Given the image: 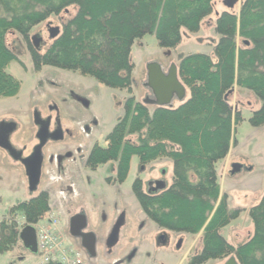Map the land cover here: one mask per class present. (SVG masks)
<instances>
[{"label":"trees","instance_id":"1","mask_svg":"<svg viewBox=\"0 0 264 264\" xmlns=\"http://www.w3.org/2000/svg\"><path fill=\"white\" fill-rule=\"evenodd\" d=\"M214 0H0V97L15 96L20 81L7 71L12 61L23 63L6 44L9 31L18 33L28 50L34 70L52 66L94 78L97 82L131 93L134 41L154 34L161 48L181 41V29L196 33L213 9ZM75 14L62 22L58 34L41 52L31 30L70 6ZM217 14L219 39L214 57L190 53L178 64V76L189 92L174 105L137 101L129 95L121 115L105 136L94 143L85 165L95 170L113 161L116 171L108 183H122L132 156L141 173L150 162L167 157L172 162V182L155 192L143 189L139 174L131 190L141 210L159 228L201 233V248L188 264L234 255L239 264H264V194L247 209L252 233L238 243L228 241L221 229L244 210L231 207L221 193L217 165L235 143L233 132L242 121L232 109L229 95L234 86L248 90L261 102L248 122L264 126V0H241L238 13L226 6ZM24 66V65H23ZM136 135L132 141L129 136ZM50 211V194L40 190L12 205L0 220V253L18 241L21 224H35ZM43 264H60L48 260ZM85 264V263H84Z\"/></svg>","mask_w":264,"mask_h":264},{"label":"rangeland","instance_id":"2","mask_svg":"<svg viewBox=\"0 0 264 264\" xmlns=\"http://www.w3.org/2000/svg\"><path fill=\"white\" fill-rule=\"evenodd\" d=\"M240 2L236 0L231 10L238 13ZM226 8L224 0H214L212 12L201 20L198 32L189 33L181 29V41L173 48L159 47L154 34L136 39L130 52L134 65L131 93L125 89L107 87L78 71L52 66L34 70L21 36L9 31L6 44L24 66L17 61L7 66V71L20 81V89L15 96L0 97V124L8 120L17 125L20 139H16L17 132L16 137L12 135V140L25 149V154L34 148L35 143L41 142H37L39 138L36 136L38 119H46V126L51 132L60 130L63 137L57 139L53 136L47 141V146L42 150L47 156L41 177L43 182L33 188L25 182L21 166L11 168L15 166L8 161L9 156L0 151V220L13 204L25 199L30 192L46 188L50 193V204L56 206L45 216H52L50 221H55L49 222L48 219V224L51 226L55 223L54 227L66 245L80 249L85 264H188V258L201 248L202 232L192 235L159 228L141 210L131 190V184L138 174L145 191L154 188L157 181H162L165 187L169 186L172 182V162L169 158L156 159L139 173L138 158L134 155L126 179L114 184L108 183L107 178L115 175V162H107L92 170L85 168L82 161L93 143L105 144V136L121 115L124 100L130 94L137 101H145L149 96L146 67L150 62H155L166 72L172 65L178 67L179 61L190 53H208L215 59L213 49L219 39L215 32L216 17ZM75 12L76 6H70L32 28L31 35L38 34L42 39L39 51L42 52L51 42L47 24L61 29L62 22ZM188 96L186 90L185 98ZM228 98L232 109L240 110L242 121L233 132L235 143L231 145L235 148L232 151L229 148L226 156L218 162L217 173L220 191L228 195L229 205L244 209L221 229V234L235 244L252 233L253 223L247 209L264 194V126L253 127L248 122L251 111L261 105L253 93L235 85ZM180 101L174 98L171 105L176 106ZM129 138L135 141L136 135ZM69 144H73L72 149H75L74 145H80L77 160L70 164L72 170L69 172L74 186L70 191L60 192L57 190L61 186L44 187L45 182L57 172L52 164V167L48 164V154L64 151ZM234 163L241 164V169L231 173ZM68 184L72 183L63 181V186ZM78 216L84 217V229L98 240L95 256L82 248L81 235L72 229V219ZM120 218L116 236L109 242L113 226ZM18 219L21 221L19 214ZM40 260L41 256L27 250L20 240L9 253H0V264H39ZM224 260H209L204 264H222Z\"/></svg>","mask_w":264,"mask_h":264},{"label":"flooded vegetation","instance_id":"3","mask_svg":"<svg viewBox=\"0 0 264 264\" xmlns=\"http://www.w3.org/2000/svg\"><path fill=\"white\" fill-rule=\"evenodd\" d=\"M166 72H167V70H166ZM146 98L154 99L152 96L151 90H150L149 96ZM37 121L39 122V126L36 128V130H37L36 136H37V138H39V140L37 139V142L38 141H41V142H38L37 145L35 143L34 148H32L29 151H26L27 152L26 154H25V152H23L25 149L21 148V146L16 145L15 141L13 142V140H12V135H14L16 137V133L18 132L17 125L14 124L12 121H8V120H5L0 124V151H2L1 153H4L6 155V157L9 156L8 161H10V163L14 164V166H15V167H11V168H16L17 166H21L22 172L25 173V177H26L25 182L30 184V187H32V188L34 187V185L43 182L41 180V177L44 174L43 173V165L45 163V157H47V156L44 154V151H42V150L44 147L47 146V143H48L47 141L53 136H54V138L57 137V139H61L63 137L62 135H60V133H61L60 130H57L55 132L53 131L54 125L52 126V131L54 133L51 132L50 128L46 126V119H44V118L42 120L38 119ZM50 132L52 133V135H50ZM17 138L20 139L19 138V132H18V136L16 137V139ZM77 144L74 145L75 149L70 148L71 146H73V144H69V146L66 147L64 151H56V153H53L51 155L48 154L47 162L50 165V167H52L51 166V164H52L53 168H55L57 170V172H56L55 176H52L51 178H49L45 182L44 187H47V186L59 187V186H61L62 188L64 187L65 190H67V191H70L69 189H72V187L74 186V183L72 182L71 175H70L69 171L72 170V167L70 166L71 162H74V160L76 161L77 156L79 154L80 145L77 146ZM80 144L84 145V144H82V142ZM88 152H87V154H88ZM60 154H62V156H60ZM87 154L85 155V157L82 161V164L85 168H87V166L85 165V159H86ZM37 169H38V174L34 175V173L36 172ZM35 180H37V181L35 182ZM63 181H68V182L70 181L72 184H68V185L63 186ZM150 188H152V187H150ZM40 190H47V189L41 188ZM40 190H38V191L35 190V192L34 191L30 192L28 194V197H26L25 199H28V198L34 196ZM25 199H23V200H25ZM79 224H80V218L76 217V218L72 219L71 226H72L73 231H77L78 234L81 235L80 245L82 246L83 249L86 250V252L90 253L92 256H95L96 255V245L98 243V240L94 234L90 233L89 230L84 229V227H86V225L83 228H81L82 231H81V229H80V231H78ZM87 231H89V232H87ZM83 233L85 234L84 236H82ZM89 234H91V235H89ZM85 245H88L90 247V249H87V247Z\"/></svg>","mask_w":264,"mask_h":264},{"label":"water","instance_id":"4","mask_svg":"<svg viewBox=\"0 0 264 264\" xmlns=\"http://www.w3.org/2000/svg\"><path fill=\"white\" fill-rule=\"evenodd\" d=\"M236 0H224V3L228 7H232ZM49 37L54 38L58 32V26H49L47 24ZM31 39L34 44L39 48V44L42 43V39L38 34L31 35ZM147 86L150 88L152 92V98H146L149 102L155 105H169L171 106V102L174 98L182 99L185 96L186 88L182 84L179 76H178V67L172 65L167 72H164L161 67L155 62H150L147 67ZM241 164L234 163L232 164L231 173H236L240 171ZM38 174V169L34 173V175ZM37 180H35L36 182ZM165 185L162 181H157L156 186L154 188H149L147 192H155L159 188H163ZM80 218V224L78 229L83 228L85 224V219L82 216H78ZM121 224V218L117 220L114 224L112 233L109 237V242L115 238L118 228ZM85 234L83 233L82 236ZM91 235V234H89ZM19 240L22 242L24 247L29 250L31 253H37V244H36V231L33 225L24 224L19 231L18 235ZM87 249H90L88 245H85ZM222 264H239L234 255H231L225 258Z\"/></svg>","mask_w":264,"mask_h":264},{"label":"built area","instance_id":"5","mask_svg":"<svg viewBox=\"0 0 264 264\" xmlns=\"http://www.w3.org/2000/svg\"><path fill=\"white\" fill-rule=\"evenodd\" d=\"M46 214L33 225L36 230L37 251L42 262L54 260L60 264H84L80 249L64 243L57 228L54 227L55 223L51 226L48 224V219L49 222H55L50 221L53 217H45Z\"/></svg>","mask_w":264,"mask_h":264},{"label":"crops","instance_id":"6","mask_svg":"<svg viewBox=\"0 0 264 264\" xmlns=\"http://www.w3.org/2000/svg\"><path fill=\"white\" fill-rule=\"evenodd\" d=\"M262 127V126H261ZM17 145V144H16ZM235 147L233 146V145H230V149H231V151L234 149ZM58 188V187H57ZM62 190H65V188L63 187V188H60L59 190H57L58 192H60V191H62ZM56 191V192H57ZM28 197V196H27ZM14 205V204H13ZM54 207H56V206H54ZM54 207H53V205L52 204H50V212L51 211H54ZM8 253L10 252V250H8L7 251ZM40 263H41V260H40ZM39 263V264H40Z\"/></svg>","mask_w":264,"mask_h":264}]
</instances>
